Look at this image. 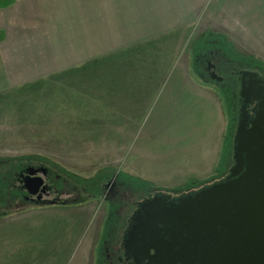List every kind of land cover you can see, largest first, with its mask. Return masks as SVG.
<instances>
[{
  "label": "rangeland",
  "instance_id": "1",
  "mask_svg": "<svg viewBox=\"0 0 264 264\" xmlns=\"http://www.w3.org/2000/svg\"><path fill=\"white\" fill-rule=\"evenodd\" d=\"M156 1L162 4L164 16L175 19L185 4L182 0H33L28 15L15 28L18 39H0V241L12 234L27 243L29 264H69L89 229L105 223L110 205L103 199L90 204L94 216L84 232L86 222L69 223L59 213L33 209L62 206L63 201L69 206L89 204L88 195L115 175L145 187L183 189L223 175L231 164L232 101L219 83L206 76L204 59L206 54L214 55L224 64L225 57L228 61L240 57L242 62L264 65V7L242 8L246 0H212L208 12L201 8L202 0H195L196 9H184L186 17L195 10V23L163 25L168 18L162 21L159 31L164 33L146 40L142 77L165 81L171 77L159 65L162 70L174 68L176 80L195 83V96H186L182 103L167 102L165 92L151 104L128 112L108 91L120 86L123 65L129 63L130 46L125 43L138 28L146 31L143 24L149 23V8ZM12 44L18 46L17 62L10 52ZM95 51L102 55L92 58ZM80 56L85 65L62 68L74 60L78 63ZM130 62L134 63L132 56ZM139 111L142 118L134 120ZM29 168L48 170L60 193L39 204L27 202L18 175ZM51 202L56 204L48 205Z\"/></svg>",
  "mask_w": 264,
  "mask_h": 264
},
{
  "label": "flooded vegetation",
  "instance_id": "2",
  "mask_svg": "<svg viewBox=\"0 0 264 264\" xmlns=\"http://www.w3.org/2000/svg\"><path fill=\"white\" fill-rule=\"evenodd\" d=\"M204 61L206 76L219 83L232 101L231 164L223 175L183 189H144L121 175L107 178L97 193L88 195L92 198L88 202L103 199L110 205L99 232L100 257L97 262L96 252L93 264H264L259 257L260 247H264V176H243L251 166H264V65L228 61L226 57L222 64L221 58L208 54ZM243 108V169L239 175H231ZM44 170L45 175L37 174L44 177L47 187L40 199L29 196L23 187L27 171L18 175L27 202L39 204L45 197L60 193L51 183L53 176ZM215 186L220 187V193L211 194L213 198L205 204L184 206Z\"/></svg>",
  "mask_w": 264,
  "mask_h": 264
},
{
  "label": "crops",
  "instance_id": "3",
  "mask_svg": "<svg viewBox=\"0 0 264 264\" xmlns=\"http://www.w3.org/2000/svg\"><path fill=\"white\" fill-rule=\"evenodd\" d=\"M185 1V4L183 5L184 9L186 7L189 9V6H191L193 9H196L195 0H182ZM200 1V0H199ZM220 1H226V0H219ZM246 4H242V8H255L259 5L264 7V3L259 4V0H246ZM31 3H29V0H0V33L2 34L1 40H17L18 35V24L20 23L21 18H23V15H28V8L32 7L31 5L34 3L33 0H30ZM212 0H202V6L205 10H210ZM25 4V5H24ZM195 5V8L193 7ZM23 6H26L27 10L24 12V10H21L20 8L24 9ZM200 7V6H198ZM184 9L180 8L179 13H176L177 19L174 18V15L169 14V16H164L162 4L158 5L156 1V5L149 8V21L152 25L143 24L146 31H141L139 28L136 32H134V35H130L128 41L125 43L126 46H130V48H127L126 56L129 58V63L127 65H123L122 71L124 72L122 81L118 82L120 86H115L117 89L115 91H108V96L110 95L115 96L116 103L122 104L123 107L130 112L138 110L142 105H149L151 104L155 98L162 97L165 92H168L166 95V101L167 102H177L182 103V99H185L186 96L188 98L195 96V87L193 84V81L187 80H176L174 74L177 72L176 69L170 70L169 68H166L165 70H162L161 66L159 65L158 69L160 68V71H163L165 74L170 75L171 78H168L167 80L158 79L153 80L152 77L148 78L147 75H144V78L142 77V70L140 69L141 65V59L142 55L146 52H148V45L147 41L148 39H151L153 35H160L164 33L163 31H159L160 27H162L165 24H172V23H195V10L188 16V12L184 11ZM209 12V11H208ZM158 15V16H157ZM168 15V14H165ZM160 16L162 18H160ZM199 16V14H198ZM197 16V17H198ZM151 17H154L151 19ZM157 17V19H156ZM166 18H168L167 22L163 23ZM6 19V20H5ZM9 19V20H8ZM197 19V18H196ZM146 18L143 20V23L145 22ZM18 27L17 29H15ZM148 28V29H147ZM175 28L174 30H176ZM14 30V31H13ZM147 33V34H144ZM23 38V37H22ZM146 41V42H144ZM162 41L160 43H157L154 47V54L156 55V51L159 47H161ZM109 48V47H108ZM107 48V51H108ZM129 49V50H128ZM14 51V52H13ZM12 57L14 58V61L17 62L18 60V46L14 47V44L11 45ZM96 53V54H95ZM107 53V52H106ZM101 53L98 51L94 52V55L92 58H99ZM133 57V62H130V57ZM12 58V59H13ZM25 58V57H24ZM79 62L77 63V60L74 62H69V64H64L62 67L63 69H67L69 67H75L76 65H85L82 64V57H78ZM76 59V58H75ZM9 59H6L8 61ZM12 61V60H9ZM24 60H22L23 63ZM137 61L138 64L135 63ZM25 62V61H24ZM9 63V62H8ZM131 63L133 65H131ZM33 64V63H31ZM10 67L13 65V63H9ZM91 65V72L93 71L94 64ZM25 66H27V63L25 62ZM35 67V65H32ZM53 66V65H51ZM55 66V65H54ZM60 64H58V67ZM152 66V65H151ZM156 65L153 66L155 68ZM174 67V66H173ZM60 68V69H62ZM94 69L98 70L97 64H95ZM58 70V69H57ZM50 71V70H48ZM84 71V70H83ZM12 75H14V72L11 71ZM34 73V72H33ZM46 73V72H45ZM47 74H43V77H45ZM36 79L33 77V80ZM164 81V84L162 85ZM27 83V82H26ZM161 84V85H160ZM188 85L190 87H188ZM191 88V89H190ZM159 89V90H158ZM182 90H185L186 92H180ZM170 97V98H169ZM143 113L145 116L148 114L147 106L144 108ZM138 114L135 116V119L142 118V113L139 111ZM138 117V118H137ZM144 118V117H143ZM133 120V119H132ZM89 204L84 203L80 206L75 205H62V206H56V207H46V208H40L38 210L33 209L32 211H45L50 213H59L62 216L66 217L67 221L69 223H73L74 220L81 221V224L83 222H86V226L83 230L90 227L91 221L93 219V213L95 210V207ZM58 208V209H54ZM8 220V219H7ZM99 229V228H98ZM97 228L89 229V232H87V240H84L81 244H79L76 248V252L74 256L69 260V264H93L94 258L96 257V252L98 248L99 243V232ZM69 231V229H68ZM82 232V233H83ZM69 233V232H67ZM68 236V234H67ZM66 236V237H67ZM84 245L83 248L80 249L81 245ZM28 244L25 242L20 241L19 239H14L12 237V234H9L7 236H3V239L0 241V264H29V261L26 262V258L28 257ZM77 258V259H76ZM76 259V260H75ZM56 260V259H55Z\"/></svg>",
  "mask_w": 264,
  "mask_h": 264
},
{
  "label": "water",
  "instance_id": "4",
  "mask_svg": "<svg viewBox=\"0 0 264 264\" xmlns=\"http://www.w3.org/2000/svg\"><path fill=\"white\" fill-rule=\"evenodd\" d=\"M243 113L240 115V121L238 124L237 128V134H236V139H235V144L236 147L234 149V161H235V167L230 171L231 175H239L242 172V156L241 154L244 152L242 149V146L244 144V134L246 132V122H245V109L243 108ZM260 142H255L254 144L258 145ZM249 150V149H247ZM258 164V163H257ZM42 171V172H41ZM43 173L45 175V170L43 169H33L29 168L27 169V176L22 179V184L26 192L29 194L31 197H38L40 199L41 195L46 192V185H45V180L44 177L42 176H37V174ZM264 176V166L262 164H258L255 167H249L248 171L243 174V176L246 177H252V176ZM213 193H220V187L215 186L212 189L208 191L201 192L198 194L195 199L190 200V202H186L184 206H189L190 208L200 206L202 202H207L208 200H211L213 196H210ZM261 256L264 259V247L261 246L259 250V257Z\"/></svg>",
  "mask_w": 264,
  "mask_h": 264
},
{
  "label": "trees",
  "instance_id": "5",
  "mask_svg": "<svg viewBox=\"0 0 264 264\" xmlns=\"http://www.w3.org/2000/svg\"><path fill=\"white\" fill-rule=\"evenodd\" d=\"M206 47V46H205ZM236 62H238V61H243L244 59L243 58H240V57H238V58H236V59H234Z\"/></svg>",
  "mask_w": 264,
  "mask_h": 264
}]
</instances>
